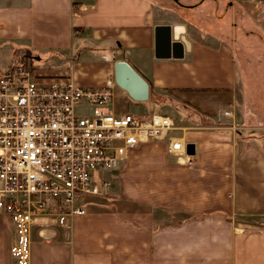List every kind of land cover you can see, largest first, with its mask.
<instances>
[{"label": "crops", "instance_id": "obj_1", "mask_svg": "<svg viewBox=\"0 0 264 264\" xmlns=\"http://www.w3.org/2000/svg\"><path fill=\"white\" fill-rule=\"evenodd\" d=\"M247 3L0 0V70L24 52L38 75L82 88L112 76L113 115L160 107L177 115V129L93 174L106 185L79 200L83 215L65 226L34 218L29 264H264V8ZM163 25L182 44L180 58L155 56ZM42 57L59 61L49 75ZM115 63L126 65L122 80L131 69L140 85L120 84ZM169 135L188 147L189 163L167 152ZM13 235L0 213V264H10Z\"/></svg>", "mask_w": 264, "mask_h": 264}, {"label": "built area", "instance_id": "obj_2", "mask_svg": "<svg viewBox=\"0 0 264 264\" xmlns=\"http://www.w3.org/2000/svg\"><path fill=\"white\" fill-rule=\"evenodd\" d=\"M258 9L264 0H249ZM114 80L100 88H82L65 77L36 73L24 52L0 70V213L13 227L10 264H29L30 228L39 215L60 226L84 214L79 200L105 186L92 179L96 169L114 170L142 139L177 129L172 117L155 108L148 116L107 110ZM84 102L88 116L73 108ZM230 116V111H223ZM167 152L189 163L184 143L166 138Z\"/></svg>", "mask_w": 264, "mask_h": 264}, {"label": "water", "instance_id": "obj_3", "mask_svg": "<svg viewBox=\"0 0 264 264\" xmlns=\"http://www.w3.org/2000/svg\"><path fill=\"white\" fill-rule=\"evenodd\" d=\"M170 30H171L170 27L167 25L156 26L154 28L155 56L158 58H163V57L180 58L181 57L182 44L179 41H174V40L171 41ZM122 66L126 68V65L124 63H115L116 80L120 84L123 83L125 86H128L129 89L134 88L133 86L140 85L139 76L135 74L131 69H129V72L131 73L129 75L130 79L125 80V81L121 79L118 73V69ZM187 149L188 147H186V151Z\"/></svg>", "mask_w": 264, "mask_h": 264}, {"label": "rangeland", "instance_id": "obj_4", "mask_svg": "<svg viewBox=\"0 0 264 264\" xmlns=\"http://www.w3.org/2000/svg\"><path fill=\"white\" fill-rule=\"evenodd\" d=\"M247 5L249 6L248 9H250V10H256V9H257L254 5H252V4H250V3H247ZM257 10H258V9H257ZM39 62H41V64L45 62V63H44V64H45V71H43V72L41 73V74H45V75H49V74H48L49 72H51V73L54 72L52 69H54L55 67H58V65H59V61H57V60L54 59V58H49V59L47 60L45 57H42V58L40 59ZM61 62H62V61H61ZM31 64H32L33 67L36 68L40 63H36L35 61L32 60ZM66 66H67V65H66ZM68 66H69V65H68ZM35 68H34V70L37 71ZM47 72H48V73H47ZM36 73H37V72H36ZM218 109H219V108H218ZM226 110L230 111L231 109L228 108V109H226ZM73 111H74V113H75L77 116H88V115H89V111H90V106L87 105V104L84 103V102H81V103H79V104H77V105L74 106ZM158 111L161 112V113H164V114H168V115H170V116L172 117L173 121H174V124H175V121H176V119H177V115H176L175 112H171V111H172L171 109H165V108H163V107H160ZM232 115H233V114H232ZM224 117H225L224 120H226V122L223 121L224 123L230 124V123H232V121H234V119H233L234 116H233V117H231V116H224ZM180 123H181V122H180ZM233 123H234V122H233ZM233 125H234V124H233ZM229 128L231 129L232 132H234V131L236 130V127H234V126H231V127H229ZM95 172L103 173L104 176H106V174H107V170H105V169H96Z\"/></svg>", "mask_w": 264, "mask_h": 264}, {"label": "trees", "instance_id": "obj_5", "mask_svg": "<svg viewBox=\"0 0 264 264\" xmlns=\"http://www.w3.org/2000/svg\"><path fill=\"white\" fill-rule=\"evenodd\" d=\"M156 95H157V96H156ZM156 95H155V97H156L155 100H156V101H160L161 99L164 98V97L161 96V95H158V94H156Z\"/></svg>", "mask_w": 264, "mask_h": 264}]
</instances>
